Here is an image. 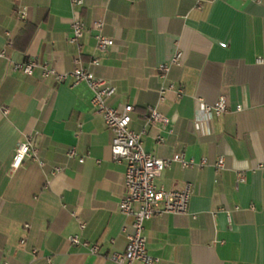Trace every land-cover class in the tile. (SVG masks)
Here are the masks:
<instances>
[{
    "label": "crops",
    "instance_id": "1",
    "mask_svg": "<svg viewBox=\"0 0 264 264\" xmlns=\"http://www.w3.org/2000/svg\"><path fill=\"white\" fill-rule=\"evenodd\" d=\"M74 17L86 24L80 49L69 42ZM97 20L114 40L106 50L96 47ZM176 50L182 64L164 80L159 65ZM78 57L116 87L109 105L133 106L130 128L142 133L147 152L170 159L184 151L208 161L193 169L174 163L156 179L166 190L190 184V202L187 214L145 222L148 253L159 264H264V64L257 63L264 58V0H0V260L115 264L110 255L126 248L133 217L119 208L125 164L113 159V133L86 83L43 75L42 65L72 71ZM93 58L98 65L89 64ZM27 59L37 62L31 74L14 69ZM168 83L183 94L169 91L159 102ZM220 96L228 111L208 119L199 99L212 104ZM150 106L168 125H145ZM28 135H35L37 159L12 169ZM221 156L225 166L217 169ZM56 167L62 170L53 173ZM73 235L88 246L70 243Z\"/></svg>",
    "mask_w": 264,
    "mask_h": 264
},
{
    "label": "built area",
    "instance_id": "2",
    "mask_svg": "<svg viewBox=\"0 0 264 264\" xmlns=\"http://www.w3.org/2000/svg\"><path fill=\"white\" fill-rule=\"evenodd\" d=\"M83 3L84 0H72L74 6H82ZM198 7H201V5L198 4ZM14 11L21 19L27 17L26 11L21 7H16ZM103 24L101 20H97L92 24V29L95 32L96 47L99 50H106L108 47L114 45V40L102 33ZM85 30V22L78 17H74L69 42L77 45L80 49V40ZM2 56H4V53H2ZM182 61L183 52L176 50L169 63L159 65L160 77L166 80L171 67L181 65ZM76 62L77 66L68 73H58L47 65H42L43 75L44 77L52 75L60 82L70 79L73 85L80 83L88 85L93 93L91 103L94 110L102 115L105 125L113 133L111 147L113 159L118 163L125 164L124 192L119 203V208L122 214L132 216L133 221L131 223V230L127 234L125 250L113 252L110 255V259L115 264H159L160 259L148 253L144 224L155 217H162L168 214H187L191 185L187 184L181 190H166L157 185L156 179L166 167L174 163H179L185 169H193L206 166L208 161L206 158H202L197 162L193 158H188L184 151L175 153L170 159L158 158L147 152L143 147L142 133L130 128L131 114L134 111L133 106L125 104L122 107L115 108L109 105L108 100L116 93V87L107 80L97 77L89 66L83 64L80 57L76 59ZM257 63L264 64V58L259 57ZM89 64L98 65L99 60L93 58ZM35 66H37V62L34 59H27L23 63L14 64V69L31 74ZM169 91L176 92L178 96H182L183 94L181 86H176L173 83L164 84L159 89V102H163L166 99V94ZM199 101L201 103V110L208 119L219 117L229 109L228 100L225 96H220L212 104L205 103L202 99H199ZM1 110L4 114L7 113V108L2 107ZM237 110H241V106H237ZM144 120L146 126H166L169 123V119L155 106L147 108ZM156 140L160 144L165 141V138L162 135H158ZM34 145L35 135H28L24 142L18 143L11 163L12 169H17L26 158L37 159L34 153ZM67 155L69 158H74L76 152L74 149H70ZM78 161L83 163L84 157H80ZM40 163L43 165V162ZM224 166L225 159L221 156L215 162V167L222 169ZM61 170L60 167H56L53 173L60 172ZM239 180L243 182L245 177L240 174ZM84 227L85 224H81V228ZM69 241L74 245L88 246V243L81 240L78 235L70 236ZM90 251L93 254H97L99 246L96 244L90 246ZM0 264L8 263L0 260ZM48 264H51L50 260H48Z\"/></svg>",
    "mask_w": 264,
    "mask_h": 264
}]
</instances>
